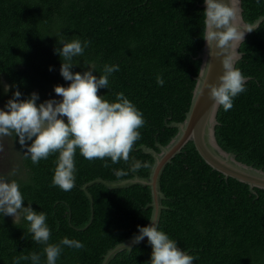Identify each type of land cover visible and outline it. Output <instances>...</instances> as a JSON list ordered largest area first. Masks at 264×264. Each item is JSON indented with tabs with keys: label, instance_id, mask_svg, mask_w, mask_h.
<instances>
[{
	"label": "trees",
	"instance_id": "16d2710c",
	"mask_svg": "<svg viewBox=\"0 0 264 264\" xmlns=\"http://www.w3.org/2000/svg\"><path fill=\"white\" fill-rule=\"evenodd\" d=\"M203 3L0 0V110H6L16 91L21 100L36 93L39 105L55 98V86L68 87L55 49L63 47L60 39L75 37L90 44L74 58L71 71L83 74L91 70L86 65L94 66L93 75L99 79L105 64L118 65L119 71L109 76L108 89L101 88L98 95L111 103L123 92L145 121L128 162L89 161L77 149L75 186L70 191L52 186L58 153L33 164L24 155L31 142L21 146L14 133L7 136L17 152L16 174L2 176L19 184L22 207L31 204L33 211L46 214L48 243L59 244L67 237L84 245L82 249L61 246L56 264H102L109 250L138 235V226L148 225L151 209L146 207L152 201L148 187H89L94 199L91 223L90 201L81 187L98 178L149 177L154 160L140 148L158 151L157 142L168 145L178 132L168 125L184 121L191 106L201 67L198 55L204 48ZM242 8L245 22L251 24L264 15V0H242ZM240 52L243 56L236 67L250 80L245 91L233 98L230 110L220 106L216 138L238 161L264 170V22L246 37ZM158 75L164 79L163 86L156 82ZM5 86H11L7 92ZM134 160L147 167L132 171ZM105 161L109 167H104ZM117 170L126 175L117 176ZM161 187L168 209L162 212L158 230L193 256V264H264V190L253 194L248 185L225 180L205 163L192 142L167 165ZM28 227L23 217L14 223V217L0 215V264H13L22 252H36L41 264H46L45 245L32 240ZM151 253V245L145 242L118 253L109 264H150Z\"/></svg>",
	"mask_w": 264,
	"mask_h": 264
},
{
	"label": "clouds",
	"instance_id": "9594fccd",
	"mask_svg": "<svg viewBox=\"0 0 264 264\" xmlns=\"http://www.w3.org/2000/svg\"><path fill=\"white\" fill-rule=\"evenodd\" d=\"M206 5L203 13V30L201 38L206 42L209 57L220 59L223 74L218 77L217 84H208L210 63H205L198 71L197 90L209 89V97L214 101L213 109L220 106L224 111L233 107V98L245 91L248 79L235 66L240 59L237 51L243 43L246 32L254 29L241 24V9L239 0H203ZM62 48L55 49L61 57L60 75L70 82L68 87L55 86L54 92L62 97L61 101L47 100L39 105L36 93L30 98L21 100V93L14 92L13 98L7 101L6 110H0V136L19 138L21 146L31 142L24 154L30 157L33 164L47 159L50 154L58 153L54 163L52 186H58L63 191H70L75 186V162L77 149L85 159L105 160L110 158L112 164L123 160L128 162L130 153L137 140L140 139L138 129L145 121L143 114L125 97L123 92L115 95L116 102H109L98 95L101 88L109 85V76L119 71L118 65L105 64L103 74L97 79L91 70L83 74L73 73L76 66L75 57L81 56L89 46L90 41L83 43L79 38L71 40L60 39ZM51 70V69H50ZM156 82L163 86L164 79L158 75ZM11 86H5L7 92ZM66 121L65 122V119ZM104 167H109L105 161ZM142 165L134 160L132 171H137ZM16 174L15 169L9 176ZM117 176L126 175L122 170L116 171ZM24 202L20 186L15 180L9 181L0 176V215L14 217V223L23 217L28 222V232L37 244L45 245L43 254L46 264H56L62 252L61 246L82 249L84 245L77 240L63 238L59 244L48 243L50 229L46 224V214L22 207ZM138 235L133 237V243L138 244L147 237L152 247L150 264H193L194 257L177 246L163 231L158 230L154 221L149 226L139 227ZM21 261H31V264H41V255L23 252L13 258V264Z\"/></svg>",
	"mask_w": 264,
	"mask_h": 264
},
{
	"label": "water",
	"instance_id": "95a60500",
	"mask_svg": "<svg viewBox=\"0 0 264 264\" xmlns=\"http://www.w3.org/2000/svg\"><path fill=\"white\" fill-rule=\"evenodd\" d=\"M225 2H227V0H225ZM239 6L241 9L240 14L242 26L249 25L254 29L251 32L245 33L244 42L246 37L250 33L256 31L262 22H264V15L260 16L251 24L247 23L243 18L242 0H239ZM201 7L205 9L206 5L203 3ZM241 45L242 43L237 50L240 53V59L236 62V64L243 56L240 52ZM198 59H201V67L205 63L211 64L207 83L217 84L218 77L223 74L222 65L220 63V59L209 57L205 41L204 48L198 55ZM197 79L198 76L195 77V80ZM249 80L250 78H248L246 82ZM213 104L214 101L209 97V89L204 88L203 91H198L196 82L191 106L189 111L186 113L184 121L173 122L168 125V127H173L178 130L176 136L173 137L170 143L166 146L157 142L155 146L158 151L146 146H142L140 148L143 153L151 155L154 160V163L149 170L148 178L141 177L138 174H133V176L128 179L109 181L98 178L83 185L81 190L85 192L90 201V223L94 217V199L88 190L89 187L94 184H102L110 190H115L140 185L142 187H148L151 191L152 201L146 207V209H151V217L147 226H149L150 222L154 221L158 228L163 210L168 209V207L163 204V201L167 200V197L161 187L163 173L167 165L170 164L190 142L194 144L196 151L205 163L214 171L222 174L225 180L231 178L244 183L249 186L250 192L253 194H257L256 189L264 190V170L254 168L253 166L238 161L235 153L225 151L218 144L216 138V126L219 125L217 114L220 107L213 109ZM145 242H148L147 237H145L144 240L138 244L133 243V237H131L119 243L104 255L102 264H109L118 253L125 250L131 251L135 246L141 245ZM177 246L180 248L178 244Z\"/></svg>",
	"mask_w": 264,
	"mask_h": 264
},
{
	"label": "rangeland",
	"instance_id": "374dc122",
	"mask_svg": "<svg viewBox=\"0 0 264 264\" xmlns=\"http://www.w3.org/2000/svg\"><path fill=\"white\" fill-rule=\"evenodd\" d=\"M54 100L61 101L62 97L56 95ZM16 161L15 146L7 136H0V176L9 175L14 170Z\"/></svg>",
	"mask_w": 264,
	"mask_h": 264
}]
</instances>
